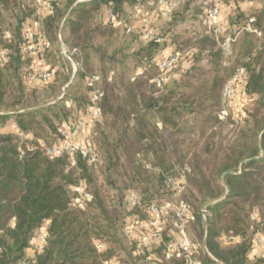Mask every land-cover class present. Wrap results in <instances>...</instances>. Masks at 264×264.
Instances as JSON below:
<instances>
[{
	"label": "rangeland",
	"instance_id": "rangeland-1",
	"mask_svg": "<svg viewBox=\"0 0 264 264\" xmlns=\"http://www.w3.org/2000/svg\"><path fill=\"white\" fill-rule=\"evenodd\" d=\"M54 1L61 11L52 25L56 28L57 41L51 35L46 19L33 34L37 40L44 37L52 44L51 49L38 53L43 54L45 63L53 67L52 78L41 82L29 78L28 67L32 65L38 71L46 69L37 68L32 62L33 56L26 58L23 52V30L37 16L33 0H0V49L8 52L6 61L0 66V77L6 85L0 113H38L27 120L33 130L20 132L16 125V133L11 134L16 135L20 142H36L45 152L54 145L63 146L67 142L79 144L88 136L94 139L95 147L101 148L102 153L111 144L117 143L115 155L111 153L100 167L97 165L91 169L94 177L101 180V170L109 162L114 163L111 178L124 195L135 190L144 198L153 197L158 203H171L172 208L159 223L162 237L157 240L150 236L146 206L130 210L125 198L120 246L112 245L104 238L94 241L95 247L101 244L99 249L96 247L97 251L106 254L111 250L107 259L112 264H179L164 260L163 255L168 243H177L183 237L202 243L201 249L194 251L193 255H207L202 227L195 220L178 229L176 207L181 198L190 204L191 212L197 208L207 211L229 194L226 184L228 175L250 170V154L255 145L259 146V132L264 124L261 96L246 92L241 84L234 88L233 83L232 93L227 97L223 93L226 84L234 77L227 76L235 66L249 63V71L264 68V0H217L222 27L217 33L200 20L212 1L184 0L175 9L173 18H164L156 12L153 29L157 33L155 38L160 39L157 42L146 41L141 17L132 16L130 24L133 30L129 33L115 26L107 19V7L103 3L100 4L101 16L98 17L94 10L90 11L91 16L83 19L74 32L68 24L76 16L73 11L90 0ZM142 1L123 0L115 10L118 16L125 17L130 15L134 4ZM60 43L68 49L80 47L78 57L82 69L78 74L98 75L99 86L107 93L112 105L126 104L128 99L132 102L131 109L136 108L138 113L135 123L131 120L129 126L127 117L122 116H118V121L114 120L112 114L104 113L102 101L97 105L99 115H91L90 91L84 86L82 76L73 82L70 69L64 70L63 58L59 54ZM199 48L201 52L195 55L194 51ZM168 56L175 57L176 64L166 71L168 81L163 89H155L150 80L159 74L156 64ZM145 58L149 60L150 67H147ZM18 90L21 93L19 103L7 107L18 101ZM168 96L171 97L169 106L178 109L171 114L172 126L165 127L158 108L162 106L161 98ZM144 100H152L155 107H145ZM124 109L126 112L130 107L124 106ZM224 111L226 113L223 114ZM66 126L74 127V137L64 134ZM150 143L155 146H149ZM134 152L140 153V157L144 155V175L140 173L133 177L134 166L139 159L136 154L133 157ZM253 158L256 159L254 169L260 183V198L254 199L251 195V202L239 200L237 217L239 233L244 234L249 244L246 264H264V258L260 256L261 246L253 243L256 237L264 243L263 151L260 149ZM235 160L238 164L216 176L219 163H233ZM67 161L68 168L75 165L71 164L75 157L72 159L68 155ZM194 166L198 168L195 172ZM164 172L166 179L174 177L177 185L168 186L162 176ZM80 183L82 191L89 194L84 189V181ZM200 183H207L208 187L201 188ZM176 186L181 188L180 197ZM74 187L76 185L72 190ZM210 191L220 193L212 197L206 194ZM206 218H202L204 227ZM223 226L224 222L220 221L217 226L220 233L216 240L226 249L235 247L241 241V235L236 234L228 240L229 234ZM125 227L133 229L135 240L129 241L124 236ZM33 237L26 249L27 255L37 252ZM140 238L149 239V250L145 254L150 255L151 260H146L144 253L135 252Z\"/></svg>",
	"mask_w": 264,
	"mask_h": 264
},
{
	"label": "trees",
	"instance_id": "trees-1",
	"mask_svg": "<svg viewBox=\"0 0 264 264\" xmlns=\"http://www.w3.org/2000/svg\"><path fill=\"white\" fill-rule=\"evenodd\" d=\"M121 1L123 0H119V2ZM117 2L118 0H90L84 2L80 5V9H74L73 13L76 16L70 19L68 24L73 27L75 32V29L79 28L80 22L91 16L90 11L94 10L98 13V17L101 16V3L105 4L107 8L111 7L115 10V7H118ZM55 3L53 0L54 11L46 18V24L51 35L57 41L56 28L52 25L60 16L61 11ZM85 8L87 9L85 10ZM173 16L174 12L171 18ZM72 47H76L81 51L79 46ZM194 52L195 55L199 54L201 49H196ZM248 64L241 63L235 66L227 77H233L238 69L243 68L240 77L233 81L234 88L241 84L246 92L259 94L261 96V106L264 108V68L259 71L255 69L249 71ZM79 76L83 78V75L78 73L75 78L78 79ZM5 86L0 77V104L3 95L6 93ZM18 94V101L14 104L10 103L7 107L19 103L21 97L19 90ZM133 96L136 98L137 95L134 94ZM169 98L171 97H162V106L158 108L165 127L172 126L171 114L178 109L169 106ZM101 101L104 113L112 114L114 120L118 121V116H122L123 118L127 117L129 126L131 120L135 123L138 113L135 111L136 108L131 109L133 105L129 99L126 104L112 105L109 96L103 91L98 104ZM144 101L145 107L149 109L155 107L152 100ZM124 106L130 107L131 110L125 112ZM137 106L139 107V105ZM36 114H38L36 111L0 113V126L13 118L20 132L33 130L27 120L34 118ZM259 133V146L258 144L255 145L250 154V158L252 157L248 164L250 170L227 176L226 184L229 188V194L226 199L209 207L205 214L202 213V208L192 211L194 214L193 221L196 220L197 224L202 227V232L205 233L203 246L207 255H194L203 264H246L248 262L246 253L249 244L244 234L239 233L237 203L239 200L251 202V195L254 199L258 200L260 198V183L256 179L257 172L254 169L256 159L253 157L259 153L260 149L264 153V124L261 126ZM92 142L95 146L94 139H92ZM152 144L150 143L149 146H155L154 143ZM116 145L117 143L111 144L109 148H106L107 150L105 149V153H102L101 148L95 147L98 157L96 165H89L86 160L78 155L75 156V165L68 168L67 154L49 158L36 142H20L16 135L0 132V264H19L21 262L24 264H103V260L110 256L111 250L109 249L106 254L97 251L94 241L104 238L112 245L117 244L120 246L119 233L121 232L122 214L126 207V195L111 178V170L115 167L114 163L109 162L101 170L102 179L99 181L97 177H94L91 169L97 165L100 167L111 153L114 154ZM135 154L139 159H137L134 166L133 177L144 171L142 167L144 155L140 157V153L134 152L133 157H135ZM237 160L233 163H219L215 171L216 176L219 177L221 173L238 164ZM195 169L198 170L194 166V172ZM142 175L144 174L142 173ZM162 176L166 180L167 175L165 176V172ZM82 180L85 183V191H88L90 195L84 209L75 207L72 204V199L76 195L72 187ZM199 185V187H208L207 183H204V185L200 183ZM134 192L139 195L141 205L144 207L151 200H154L153 197L144 198L135 190ZM219 193L220 191H210L206 194L214 197ZM201 217H207L206 227H204ZM220 221L224 222L223 230L232 239L236 234L241 235L242 239L238 241L235 247L226 249L216 240L220 233V230L217 231ZM44 224L46 237L43 250L36 252L33 257L29 258L26 256V249L29 246L30 239L37 233L38 228ZM196 244L195 251L201 249L202 246V243L198 242ZM167 261L184 264L182 259Z\"/></svg>",
	"mask_w": 264,
	"mask_h": 264
},
{
	"label": "built area",
	"instance_id": "built-area-1",
	"mask_svg": "<svg viewBox=\"0 0 264 264\" xmlns=\"http://www.w3.org/2000/svg\"><path fill=\"white\" fill-rule=\"evenodd\" d=\"M212 1V5L208 8H205V12L201 14L200 20L201 22L209 28L213 33H217L221 30L220 26V6L217 0H209ZM184 0H144L142 2L136 3L132 6L130 15H126L125 17L118 16L116 10L109 7L106 10L107 19L112 22L115 26L121 27L125 30L126 33H129L133 30L130 21L133 17H141L143 21V32L144 37L147 42L153 41L157 42L160 39H156L157 33L154 31V21L155 14L162 15L164 18H171V15L175 11V9L179 6V4L183 3ZM35 5V10L37 16L34 20L29 21L28 26L23 30V52L25 57H32L36 53H39L40 50L51 49L52 44L44 37H40L37 40L33 36L34 31L37 30L44 19L48 17L54 11L53 0H33ZM133 16V17H132ZM6 34V33H5ZM78 48L68 49L64 44L60 43L59 46V54L63 58V67L64 70L68 71L70 69L71 80L75 78V74L78 73L82 69L81 59L78 57L79 53ZM8 56V52L5 49H0V66L4 64ZM147 67H150L151 64L147 58H145ZM176 64V58L165 57L156 65L158 67L159 74L154 76L150 82L155 89H162L164 84L168 81L167 72ZM29 73L28 76L31 80H38L41 82L49 81L53 72L51 69L38 71L34 69L32 65H29ZM243 73V68L238 69L237 73L234 77L226 84L224 88V96H229L232 93V83L234 79L240 77ZM84 86L87 87L90 91V102L91 105L89 111L93 117H96L100 113V109L97 106L98 101L103 95V90L99 86V77L96 74L85 73L83 74ZM226 113L225 111L223 114ZM77 127V126H76ZM70 134L71 137H74L76 131L74 127L66 126L65 133ZM49 158H55L64 154L69 155L72 159L75 156H81L89 165H96L97 162V153L96 148L92 142V139L88 136L84 138L79 144H74L73 142H67L63 146L54 145L46 149L45 152ZM75 161H72L73 165ZM167 185L174 187L176 181L174 177H167ZM178 196L181 195V188L175 187ZM73 191L76 192V195L72 199V204L75 207L84 209L86 202L90 199L89 194L84 193L82 191V183H78L76 187L73 188ZM85 198H84V197ZM126 203L130 210H133L141 205L140 197L134 191H129L126 195ZM172 208L170 202L158 203L155 200H151L146 205V211L149 215V221L147 226L150 227V236L151 238H155L160 240L162 235L159 228V223L163 220L164 214L167 213ZM177 213L176 216L178 218V223L176 226L178 229H182L186 223H189L194 220V214L190 210V206L187 202L181 198L178 199L177 205ZM202 213L205 214L206 210H202ZM134 231L131 227L124 228V236L129 240H135ZM45 237H46V227L45 224L40 226L37 230L36 235L33 237L32 241L34 242V248L37 252L43 250L45 245ZM232 237H228V240H231ZM254 244H259L261 246L260 255L264 258V243L261 238L256 237L253 241ZM197 244L188 239L187 237L181 238L177 243H168L166 245L163 259H182L184 260V264H203L202 261L196 258L193 253L195 251ZM96 247L99 249L101 244H96ZM149 250V239L140 238L137 242V247L135 252L137 254L144 253V257L146 260H151L150 255L145 254L148 253ZM211 258L212 256L209 255ZM103 264H112V261L105 259L103 260Z\"/></svg>",
	"mask_w": 264,
	"mask_h": 264
},
{
	"label": "crops",
	"instance_id": "crops-1",
	"mask_svg": "<svg viewBox=\"0 0 264 264\" xmlns=\"http://www.w3.org/2000/svg\"><path fill=\"white\" fill-rule=\"evenodd\" d=\"M118 5H119V0H118ZM6 34H7V32H5ZM43 55V54H42ZM42 55L41 54H35V55H33V59H32V62H35V65H36V67L37 68H39V67H41V68H39V69H52L53 67L50 65V64H47V63H45V61L43 60V58H42ZM52 67V68H51ZM76 79V78H75ZM74 79V80H75ZM73 80V81H74ZM17 124H16V122H15V120L13 119V118H10L9 120H7V122L3 125V127H2V129H0V132H3V133H13V132H15L16 133V131H14L15 130V127H17L16 126ZM28 252V250H26V253ZM26 256L27 257H33V255H27L26 254Z\"/></svg>",
	"mask_w": 264,
	"mask_h": 264
}]
</instances>
